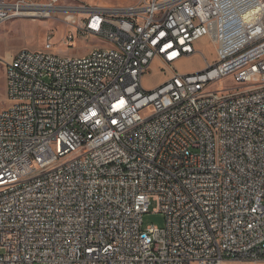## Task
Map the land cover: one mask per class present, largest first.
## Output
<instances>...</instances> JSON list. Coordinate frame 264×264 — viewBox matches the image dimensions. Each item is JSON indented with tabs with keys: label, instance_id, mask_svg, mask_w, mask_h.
Here are the masks:
<instances>
[{
	"label": "built area",
	"instance_id": "2783aa9c",
	"mask_svg": "<svg viewBox=\"0 0 264 264\" xmlns=\"http://www.w3.org/2000/svg\"><path fill=\"white\" fill-rule=\"evenodd\" d=\"M71 2L0 0V25L79 13L60 44H107L5 61L0 264L264 262V0ZM204 37L214 64L144 88Z\"/></svg>",
	"mask_w": 264,
	"mask_h": 264
},
{
	"label": "rangeland",
	"instance_id": "374dc122",
	"mask_svg": "<svg viewBox=\"0 0 264 264\" xmlns=\"http://www.w3.org/2000/svg\"><path fill=\"white\" fill-rule=\"evenodd\" d=\"M73 5L80 3L89 6L98 7H114L126 6L135 3L138 0H71ZM79 13H60L58 21L55 19H31V18H15L0 25V111L7 108L12 101L7 96V78L5 74V61L9 51H15L18 48H27L31 50H39L44 48L47 42V36L54 33L55 43L54 51L64 55H84L88 50L90 51L94 46H106L107 44L100 41L96 37L90 40L75 39L72 44L63 42V37L67 31V25L64 21H71L78 24L80 16ZM87 15V14H84ZM198 52L183 57L177 61L171 68L162 64L158 59H155L151 64L150 70L143 77V86L147 91H152L161 86L170 76L173 68L183 73H195L203 71L208 67V63L214 64L217 60L215 46L213 42L204 37L195 44ZM88 53V52H87ZM224 85L225 82L217 83ZM150 109V108H148ZM147 109V111H148ZM157 202L152 201L150 205V212L144 215V227L149 225H156L158 227L165 226V215L161 212H155ZM1 251V249H0ZM233 264V263H224ZM242 264H251L244 262ZM264 264V262L259 263Z\"/></svg>",
	"mask_w": 264,
	"mask_h": 264
},
{
	"label": "crops",
	"instance_id": "0c3cea01",
	"mask_svg": "<svg viewBox=\"0 0 264 264\" xmlns=\"http://www.w3.org/2000/svg\"><path fill=\"white\" fill-rule=\"evenodd\" d=\"M20 49H22V48H18V49H16L15 51H9L8 53H7V57H6V61H8L10 58H11V56L13 55V54H15L17 51H19ZM87 52H89V50L87 51ZM87 52H85V53H87Z\"/></svg>",
	"mask_w": 264,
	"mask_h": 264
}]
</instances>
